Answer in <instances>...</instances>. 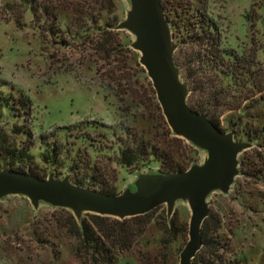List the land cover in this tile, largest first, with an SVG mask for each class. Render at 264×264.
Masks as SVG:
<instances>
[{"label":"rangeland","instance_id":"obj_1","mask_svg":"<svg viewBox=\"0 0 264 264\" xmlns=\"http://www.w3.org/2000/svg\"><path fill=\"white\" fill-rule=\"evenodd\" d=\"M97 2L0 0V97L21 101L15 109L8 105L0 110V171L15 167L46 178L87 179L86 183L97 177L95 181L106 183L115 195L134 191L139 175L158 174L160 164L153 157L136 167L118 163L121 149L130 140L128 129L161 133L154 110L137 101L131 104V95L123 104L122 89L109 77L112 66L122 69L123 84L140 96L144 79L149 80L140 72L139 53L131 48L135 37L119 31L115 57L101 61L90 44L98 33L96 27H87L80 36L65 35V27L75 30L77 17L84 22L100 19L102 29L105 23L120 24L130 11L127 0H113V7L109 0ZM200 6L214 24L224 61L232 62L233 57L251 61L250 75L240 76L244 86H236L219 72L212 73L218 87H232L234 100L240 104V110L221 118L223 132H230L226 123L230 120L235 125L234 140L248 142L247 130L264 129V0H163L165 17L181 25L174 29L168 23L175 46L173 58L181 65L180 80L185 84L186 76L190 75L188 82L198 84L211 71L202 58L204 52L184 27L194 20ZM50 13L58 16L60 34L49 33ZM245 97H249L247 102ZM24 104L29 110L25 115ZM258 135L259 141H250L252 147L239 155L242 171L238 166L239 175L229 192L216 191L206 199L208 216L213 218L210 236L221 248L218 255L225 264H264V133ZM192 148L195 164H202L206 153ZM60 210L44 203L34 209L23 196L0 199V264H77L75 244L59 228L65 220ZM163 217L176 221L175 229L169 231L168 226L167 234L158 226ZM189 219L190 210L182 201L176 202L170 218L165 206L155 211L156 225L152 223L146 237L153 244L170 239L166 264H179L188 240ZM149 249L156 254L155 245ZM118 264L137 263L130 256Z\"/></svg>","mask_w":264,"mask_h":264},{"label":"water","instance_id":"obj_2","mask_svg":"<svg viewBox=\"0 0 264 264\" xmlns=\"http://www.w3.org/2000/svg\"><path fill=\"white\" fill-rule=\"evenodd\" d=\"M130 11L116 31L135 37L131 48L139 53L156 101L171 133L192 147L204 151L203 163L193 164L184 172L143 174L134 183L135 190L110 195L62 180L12 170L0 171V199L23 196L34 209L44 203L68 210L78 221L83 214L117 220L131 219L166 207L170 218L176 202H186L190 210L188 240L179 254V264H192L202 248L201 228L209 215L207 197L213 192L226 195L239 175L238 157L252 146L234 140L215 126L206 114L193 111L188 103V87L180 80L174 62L175 46L161 0H127Z\"/></svg>","mask_w":264,"mask_h":264},{"label":"trees","instance_id":"obj_3","mask_svg":"<svg viewBox=\"0 0 264 264\" xmlns=\"http://www.w3.org/2000/svg\"><path fill=\"white\" fill-rule=\"evenodd\" d=\"M93 1L95 4H98L97 0ZM64 3H66V1H64ZM161 3L163 5V0H161ZM108 4L110 7H113V0H109ZM61 7H64V5H61ZM78 7L81 13V6ZM47 8L48 7L44 8L46 13H48ZM57 8L58 6L53 7V9ZM48 15L49 20L54 25L52 26L51 24L49 26V33L54 35L60 34L58 16L51 13ZM167 21L174 29L181 26L179 23L175 24L171 20L167 19ZM99 22L100 19L97 18L87 19L84 22L80 17H77L72 27L75 28V30L65 27V35L71 36L74 34L75 36H80L87 27L90 29L96 27L98 33L95 38L90 41L93 54L101 61H110L111 58L115 57V45L118 43L119 31L115 30L117 24L109 23H105L101 27L102 29H99ZM184 27L191 33L189 38L192 39L198 49L204 52L202 58L211 66V71L208 72L209 75L204 77V79L201 77L203 81H200L198 84L188 82L190 75L186 76V84L188 87L187 103L193 111L206 114L209 120L222 130L221 118L226 114H231L234 111L240 110V104L236 103L234 100L235 97L232 95V87H218V81L215 80L216 76L214 77L212 73L219 72L224 77L233 79L236 86H244V81L240 79V76L242 74L250 75L251 61L246 63L243 62L242 59H237L235 57H233L232 62L226 63L224 61L219 48V38L214 30V24L208 19L205 9L202 6L196 9L194 20H191L189 25H185ZM110 37H113L115 40ZM174 60L176 66L181 69V65L177 63L176 59ZM242 63H246V65ZM139 69L141 73H145L140 65ZM108 72L111 82H113L118 89H122V91H120L121 102L125 104L127 102V97L131 95V104L137 101L139 106L145 109L146 107L153 109L161 125V133L155 132L154 134H152L149 129L139 130L135 127L128 129L127 134L130 140L127 145H124L121 149L118 163L126 167H136L139 163L146 161L147 157H153L160 164L158 173L163 175L184 172L195 164L196 158L193 156L195 150L183 140L175 137L169 130L161 114L150 82H147L146 78L144 79L145 85L141 87V93L140 96H138L128 91L129 84H123L124 78L122 77V69L112 66L108 69ZM191 84L193 85L191 86ZM148 95L150 99L146 100L145 97H148ZM248 100L249 97L244 98L245 102ZM17 104H21V101L11 100V102H8L0 97V110L8 105H11L12 108L15 109ZM26 106L27 104L23 105V107ZM132 107H135V105ZM244 109L247 110V107ZM28 111L26 107V109L23 110L24 115L27 114ZM141 117L142 114H140V118ZM226 123L228 130L234 135L235 125L230 120ZM98 127L104 126L99 124ZM262 130H247L245 132L247 141L249 143L250 141H259L258 134L264 133ZM243 154H245V152ZM239 167L241 172V168L243 167L242 161L239 163ZM8 170L25 173L40 179H46V177H41L33 171L25 172L15 167H9ZM90 179L92 180L89 181V183H86L87 179H70V181L77 186H86L106 194L115 195L106 183L96 182L95 180L98 179L97 177H91ZM156 210L144 216L122 221L92 214H83L77 221L70 212L61 209L60 211L64 214L65 220L60 221L59 228L65 230L66 234L73 240L75 244L74 258L77 264H118L130 258V256L133 257L137 264H166L168 261V245L171 243L170 239H159V241L153 244V241L146 237L149 228L152 223H154L153 219ZM212 223L213 218L208 216L202 225V248L197 253L192 264H225L220 255H218V250L221 248L216 245L210 236V224ZM154 224L156 225V223ZM158 226H160L159 230H161V232L167 234L168 226L169 231L175 229L176 221L172 218L164 220L163 217V223ZM154 245L157 249L156 254H152L149 249L150 246Z\"/></svg>","mask_w":264,"mask_h":264}]
</instances>
